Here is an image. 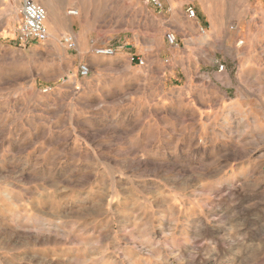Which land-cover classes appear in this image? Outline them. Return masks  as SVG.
Segmentation results:
<instances>
[{"label":"rangeland","instance_id":"1","mask_svg":"<svg viewBox=\"0 0 264 264\" xmlns=\"http://www.w3.org/2000/svg\"><path fill=\"white\" fill-rule=\"evenodd\" d=\"M42 1L21 43L0 0V264H264V0Z\"/></svg>","mask_w":264,"mask_h":264},{"label":"built area","instance_id":"2","mask_svg":"<svg viewBox=\"0 0 264 264\" xmlns=\"http://www.w3.org/2000/svg\"><path fill=\"white\" fill-rule=\"evenodd\" d=\"M147 1L157 7H161L160 0ZM19 12L21 18L16 30L17 40L21 43H27L28 41H45L48 38V31L45 25L47 13L44 7L35 0H21ZM186 12L189 18L195 17V10L191 6L187 7ZM166 38L170 44L175 43V36L173 34H167ZM63 41L68 48H75V42L71 36L63 37ZM94 52L98 55H111L114 50L109 47H98L94 49ZM139 63L142 64L143 60L139 59ZM220 69H222V65ZM89 71V67L86 64H80L78 67V74L81 77L89 75Z\"/></svg>","mask_w":264,"mask_h":264},{"label":"bare ground","instance_id":"3","mask_svg":"<svg viewBox=\"0 0 264 264\" xmlns=\"http://www.w3.org/2000/svg\"><path fill=\"white\" fill-rule=\"evenodd\" d=\"M37 2H39L45 9V11L47 12L48 14V19L47 21H45V24L47 25L48 27V33L50 36L52 37H56V32H58L59 30L62 29V19H64V17L62 18V15L60 13H57L55 16H54V19L50 20L49 19V8L48 6H46L47 4L44 3L42 0H35ZM74 10H70V11H67L66 14H77V12H75Z\"/></svg>","mask_w":264,"mask_h":264},{"label":"crops","instance_id":"4","mask_svg":"<svg viewBox=\"0 0 264 264\" xmlns=\"http://www.w3.org/2000/svg\"><path fill=\"white\" fill-rule=\"evenodd\" d=\"M46 25V24H45ZM46 28H47V31H48V27H47V25H46Z\"/></svg>","mask_w":264,"mask_h":264}]
</instances>
